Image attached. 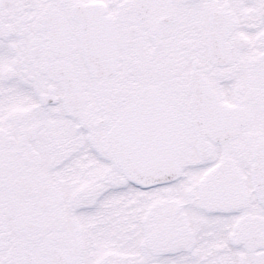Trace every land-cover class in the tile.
I'll return each instance as SVG.
<instances>
[{
	"label": "snow or ice",
	"instance_id": "1",
	"mask_svg": "<svg viewBox=\"0 0 264 264\" xmlns=\"http://www.w3.org/2000/svg\"><path fill=\"white\" fill-rule=\"evenodd\" d=\"M0 264H264V0H0Z\"/></svg>",
	"mask_w": 264,
	"mask_h": 264
}]
</instances>
